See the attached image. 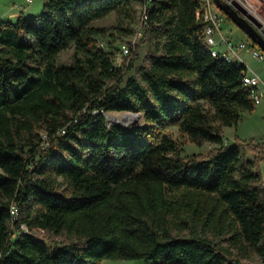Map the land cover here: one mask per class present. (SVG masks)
<instances>
[{"label": "trees", "instance_id": "1", "mask_svg": "<svg viewBox=\"0 0 264 264\" xmlns=\"http://www.w3.org/2000/svg\"><path fill=\"white\" fill-rule=\"evenodd\" d=\"M201 2L44 0L35 18L0 20V264H247L245 251L264 264L258 158L222 138L254 105L240 69L210 54ZM144 5L155 45L128 76L139 44L117 66L92 21L116 12L133 24ZM109 111H142L144 123L110 124ZM168 124L181 141L152 138ZM187 141L217 147L182 156Z\"/></svg>", "mask_w": 264, "mask_h": 264}, {"label": "rangeland", "instance_id": "2", "mask_svg": "<svg viewBox=\"0 0 264 264\" xmlns=\"http://www.w3.org/2000/svg\"><path fill=\"white\" fill-rule=\"evenodd\" d=\"M250 2L258 3V9L260 12L264 13V2L261 0L257 2L256 0H249ZM44 0H32L31 2H25V0H0V20H13L19 14L25 18H35L42 14L43 12ZM139 12V11H138ZM139 16V15H138ZM137 21L133 24H129L127 18L123 17L122 14L112 12L103 18L96 19L92 21L95 26L104 27L105 34L101 39V44L106 47L111 45L110 48L114 50V55H119V47L122 43L132 45L134 50L136 44H139V58L134 61L133 68L129 71L128 76L136 73V68L147 61L148 53L154 49L155 39L150 36V33L142 29V35L134 39V30L139 25V17ZM221 29L225 35L233 40H239L245 38L244 32L229 18L224 16L221 22ZM131 52V50H130ZM74 49L72 46L61 51L56 57L57 64H69L73 59ZM240 55L243 57L244 61L253 69L261 72L264 76V70H262L261 63L254 59L249 53L242 51ZM129 57L123 58L121 66H125ZM131 112V113H130ZM134 114L136 116L130 118L129 114ZM126 115V117H125ZM106 119L110 124H120L123 127H131L133 125H141L144 123V113L142 111H109L105 113ZM128 122V123H127ZM166 132L171 134L173 138L178 141L182 140V136L179 134L176 125L168 124L165 127H161L152 136L154 139L157 134ZM43 141L40 143L41 147H45L48 143L46 135L40 132ZM222 138L224 144H231L234 142H240V152L242 159H254L258 158L256 170L261 174L262 181L264 182V105L254 106L250 111H244L241 113L238 122L231 126H225L222 128ZM250 145L254 148H251ZM217 147L214 143H204L200 146L195 145L191 142H185L182 145L183 152L182 156H187L192 153L206 155L209 151ZM261 157V158H260ZM260 158V159H259ZM60 181L61 179L58 178ZM63 184L61 183V188ZM203 209L208 211L211 209L210 204L201 203ZM25 208L21 209V215L24 214ZM223 224V223H222ZM219 224V226H222ZM205 229L208 233H215V226L212 222H209ZM40 235H43V230H38ZM194 233H200L198 228L194 229ZM182 235H189V230L179 231ZM224 246L228 244L227 242H222ZM234 252H236L234 250ZM240 252V251H239ZM243 262L247 264H258V257L251 251H245L238 253ZM98 264H163L160 260H146V259H108L102 258Z\"/></svg>", "mask_w": 264, "mask_h": 264}, {"label": "built area", "instance_id": "3", "mask_svg": "<svg viewBox=\"0 0 264 264\" xmlns=\"http://www.w3.org/2000/svg\"><path fill=\"white\" fill-rule=\"evenodd\" d=\"M31 1L25 0V2ZM227 1L236 9H238V6L246 9L253 17L250 20L251 23L264 35V13L258 9V3L255 4L249 0ZM256 1L260 2L261 0ZM262 1L264 2V0ZM200 8L199 14L204 25V40L209 47L210 54L239 68L242 87L247 92L252 104L254 106L264 105V76L261 75V72L251 68L240 55L242 51L249 53L261 63L262 70H264V50L246 34H244L245 38L239 40H233L224 34L221 29V22L225 14L218 8L214 0H202ZM147 17L148 8L144 5L140 11L139 25L134 30V39L142 35V29L145 27ZM101 46L103 45L101 44ZM118 54L113 56V63L121 66L122 59L130 56V44L122 43ZM11 208V213L15 215L16 208L14 205ZM20 228L28 231V227L24 223L20 224Z\"/></svg>", "mask_w": 264, "mask_h": 264}, {"label": "water", "instance_id": "4", "mask_svg": "<svg viewBox=\"0 0 264 264\" xmlns=\"http://www.w3.org/2000/svg\"><path fill=\"white\" fill-rule=\"evenodd\" d=\"M218 8L234 22L253 42L264 50V35L261 34L251 23L252 15L240 6L236 9L227 0H214Z\"/></svg>", "mask_w": 264, "mask_h": 264}, {"label": "bare ground", "instance_id": "5", "mask_svg": "<svg viewBox=\"0 0 264 264\" xmlns=\"http://www.w3.org/2000/svg\"><path fill=\"white\" fill-rule=\"evenodd\" d=\"M131 113V112H130ZM130 113H128L129 114V116H130V118L132 119V117H134V116H136V115H134V114H130ZM125 117H126V115H125ZM128 123V122H127Z\"/></svg>", "mask_w": 264, "mask_h": 264}]
</instances>
